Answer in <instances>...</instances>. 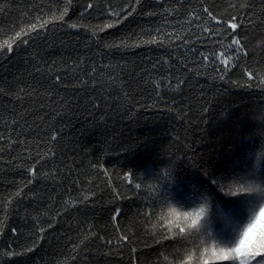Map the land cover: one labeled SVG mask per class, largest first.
<instances>
[{"label": "trees", "instance_id": "1", "mask_svg": "<svg viewBox=\"0 0 264 264\" xmlns=\"http://www.w3.org/2000/svg\"><path fill=\"white\" fill-rule=\"evenodd\" d=\"M127 2L71 0L63 22L27 46L0 50V264H169L174 245L156 243L148 191L135 184L168 191L154 179L168 168L180 195L179 182L202 179L197 167L229 170L264 109L262 0H250L260 17L255 30L237 32L248 55L227 65L219 54L236 56L232 30L204 33L195 15L189 23V10L209 5L217 14L244 0H142L122 25L103 28L109 5ZM63 4L0 0V41ZM169 6L175 11L165 15ZM158 28L165 39L143 43Z\"/></svg>", "mask_w": 264, "mask_h": 264}, {"label": "snow or ice", "instance_id": "2", "mask_svg": "<svg viewBox=\"0 0 264 264\" xmlns=\"http://www.w3.org/2000/svg\"><path fill=\"white\" fill-rule=\"evenodd\" d=\"M35 7L39 8L41 6ZM44 7L51 6L45 5ZM70 7L71 0H64L62 10H60L59 5H56V11L50 16L41 12L39 15L34 17L32 22L27 24L26 27H22L19 31H16L14 36H9L7 40L0 41V50H6L11 53L14 45L22 43L27 46L38 34L42 32L46 33L49 26L54 25L57 21L63 22L69 13ZM94 7L95 5L91 2L87 5V9H92ZM141 7H143L142 0H135L134 3L132 0H128L127 3H124L123 7H118L115 10L111 5H109V14L112 17V20L111 22L104 24L103 28H113L116 25H122ZM181 7L183 6L181 5ZM254 9L255 5H253L250 0H244V2H241L238 5L235 2L230 3L222 13L217 14H214L213 11L210 10L209 5H205L199 14H195V10H189V23L193 22L191 17L195 15V22L204 33L211 34L215 32L217 35H223L224 33H229V30H232L229 33L231 44H229L228 47L231 48L233 45L235 46L236 56L230 57L226 56L224 53L219 54L221 62L227 65L232 59L241 55H248L244 47L247 37H244L242 42V39L237 37V32L241 28H250L255 30L256 24L260 21V17L257 16ZM173 11H175V9L171 6L163 9V13L165 15ZM260 13L264 15V0H262ZM156 14V12L152 11L145 13V15L149 17ZM213 21H215L217 25H221V27L213 28L211 26ZM245 21H247V23H245ZM204 25H207V27H204ZM69 27L77 28L80 27V25L73 23L70 24ZM100 31H103V29H100ZM156 31V36H153L149 40H144L143 43L154 44L157 43L158 39H165L164 36L160 35L161 30L159 28ZM93 34L95 35V33ZM169 35H175V33ZM204 59L207 60L208 58L204 57ZM244 72L249 79L253 78L254 74L251 69H245ZM258 76L260 80L259 86L264 89V71L260 72ZM220 78L223 79V76ZM57 81H59V77H57ZM204 111H207V109ZM257 120L264 121V109L259 110ZM59 135V133H54L52 141L55 142L58 140ZM0 139H3V137L0 136ZM197 169L200 172L202 179L195 181L186 179L179 182L178 187L183 188L186 191L190 184L194 189L196 185H199L202 189L211 192L217 200L225 205V207L231 208H237L240 200L243 198L237 196V193L252 191L251 187L245 189L242 184H239L237 180L243 178L233 177L229 170L216 169V171H213L210 167L203 169L197 167ZM29 171L31 172L32 169H29ZM133 175L134 173L132 172H126L124 174V178L129 182H132ZM154 179L158 182L161 180L166 181V183L170 185L174 177L172 172L168 168H165ZM135 187L137 189L146 188L148 191V195L146 197V200L148 201V209L145 212V216L147 219H152L154 215L157 217V225L160 228V232H158L157 235H159L160 239L156 241V243L161 245L164 243L174 245L171 253L172 259L169 260V256L164 257L165 260H169V264H209V262L210 264H264V250L258 253H252L251 255H233L231 249L227 247H217V244L220 242L216 238L215 231L208 225H204L202 228L198 227L197 230L193 232V225H195L199 217L204 214L208 204L207 196H197L195 192H193L192 199L187 204L175 201V203L179 204V208H189L188 211L182 212L179 208L173 206V197L171 193L164 191L163 187H159L158 184L145 183L141 180V182L135 184ZM217 189L231 195L234 199H223L217 193ZM259 191L264 193V189H259ZM15 195L19 196L20 192H16ZM181 196L183 197V193H181ZM85 199H87V197H85ZM195 201H199V204L193 207L192 204L195 203ZM7 206L8 205L5 204V207ZM157 208L159 209L158 213ZM121 211V209H117L113 219H118ZM254 211L255 205L253 204V206L249 209V212L251 214L254 213ZM226 222H228L227 218ZM2 224L3 222L0 221V227H2ZM157 225H154V227ZM13 231H15V229ZM43 231L44 229L40 228V232ZM234 231L236 230L234 229ZM197 237H199V243H196ZM121 239L124 240L127 239V237L122 236ZM209 241H211V243H209ZM224 243H234V241ZM73 251H75V248ZM217 252L224 254L217 255ZM2 255L9 256L14 255V253L4 252Z\"/></svg>", "mask_w": 264, "mask_h": 264}, {"label": "clouds", "instance_id": "3", "mask_svg": "<svg viewBox=\"0 0 264 264\" xmlns=\"http://www.w3.org/2000/svg\"><path fill=\"white\" fill-rule=\"evenodd\" d=\"M253 124L254 127L244 134L242 138L244 146L229 168L233 177L243 178L237 180L239 184H242L245 189L252 188V191L236 194L243 197L237 208L225 207L211 192L202 189L199 185H196L194 189L190 184L186 191L179 188L180 195H177L172 191L177 187L174 174L169 190L166 191L171 193L173 206L177 208L179 204L175 201L187 204L192 199L193 192L197 196H207L208 204L204 214L193 225V232L198 227L208 225L215 231L216 238L220 242L217 244L218 248L227 247L232 250L233 255L239 254L240 256L264 250V193L259 191V189H264V121L254 120ZM216 191L223 199H234L219 189ZM198 204L199 201H195L192 206L195 207ZM253 204L255 211L250 214L249 209ZM179 210L183 212L188 211L189 208H179ZM228 241H234V243H224ZM196 243H199V237ZM171 253L168 254L169 257ZM216 254L223 255L224 253L217 252Z\"/></svg>", "mask_w": 264, "mask_h": 264}]
</instances>
